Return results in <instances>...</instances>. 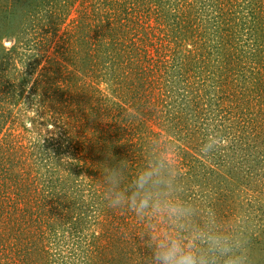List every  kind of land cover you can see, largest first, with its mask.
Wrapping results in <instances>:
<instances>
[{"label": "rangeland", "instance_id": "obj_1", "mask_svg": "<svg viewBox=\"0 0 264 264\" xmlns=\"http://www.w3.org/2000/svg\"><path fill=\"white\" fill-rule=\"evenodd\" d=\"M100 9L114 14V17L116 13L115 21L122 14L121 22H125L123 29L126 31L122 34H128L131 39L128 48L135 54L136 97L129 92L130 88L122 86L118 90L101 75H92L87 65L86 39L92 37L96 44L103 30H99L98 25L90 32L84 29L83 24L90 14L94 23H102L106 16ZM179 26L183 28L181 31ZM49 28L56 30L50 33ZM221 39L234 53L227 58L229 66L224 65L226 59L214 56L209 73L204 71L201 76L197 69L193 74L194 77H202L198 82L205 87H196L194 82L190 90L183 89L184 86L173 77L179 58L173 50L181 44V49L189 54L206 42L212 46ZM251 40L256 42L252 44ZM262 46L264 0H0V84L12 87L9 93L0 96V104H6L13 116L8 127L0 132V141L6 138L12 140L9 143L11 148L22 144V151L11 155V149L6 150L7 155L18 162L25 158L26 166L30 163L36 169L26 182V188L20 189L21 197L55 200L74 196L78 197L75 199L78 204H83L81 199L91 197L88 196V189L102 185L104 164L126 160V177L131 180L144 163L148 142L159 134L178 145L183 173L190 182L202 186L205 198L222 219H230L243 210L248 218L252 264H264V124L260 122L264 120V110L259 109V104H254L260 101L264 105V99L249 97L244 82L239 81L240 76L243 79L241 73L245 68L242 60L244 52L254 51L256 55ZM236 54L241 58L236 60ZM253 73H247L249 80L251 78L255 82V89L250 85L249 94L256 97L262 76ZM48 74L51 77L46 79ZM158 76L163 77L158 80ZM95 78L94 86L99 97L114 109L112 124L117 127L112 133L120 137L115 139L116 145H112L111 140L108 144L119 150H116L117 155L105 152L107 154L99 160H89L90 165L87 166L82 158L84 152L80 151L83 147H79L85 146L88 150L83 139L85 134L75 135V131L72 134L64 130L62 124L63 130L58 132V125L53 126L50 119L53 111H43V103L64 106L67 92L74 93L73 86ZM203 80L207 83H201ZM237 81L239 85L235 84ZM22 82H27L28 87H37V92L41 94L51 88V98L43 94L35 98L32 94L23 99L20 96L17 98L13 86H20ZM222 90L228 93L221 101ZM21 91L22 87L17 88L18 94ZM147 93L146 97L142 96ZM78 98L86 100V103L89 100L85 94ZM224 100L227 115L220 108L208 117L204 115L206 107L222 104ZM91 104L101 112L105 109L101 102ZM58 115L67 119L64 120L65 126H70L69 114L59 112ZM251 119L253 122L249 121ZM248 124L247 129H241ZM212 126L231 138V146L228 151L205 159L198 148ZM88 130V135L94 138L96 130ZM240 150L246 152L243 154ZM55 153L60 154L54 160ZM65 156H70L73 162L65 164L62 161ZM50 162L52 168L57 167L56 163L58 166L61 164L62 169L67 166V174L63 176L52 168H47V174L41 171L39 166ZM31 165L28 167L31 168ZM75 184L80 189L72 194V185L75 187ZM64 185L72 190L65 191ZM85 206L86 211L78 206L71 209V213L86 226L84 248L72 244L71 235L65 233L64 242L50 246L52 254L59 255L61 259L67 257L64 264H80L85 255L93 257L92 264H143L150 251L140 239L142 226L134 215L125 212L128 216L115 221V224H108L104 216L93 214L94 210L87 204ZM35 210L32 207L30 211L36 214ZM110 211L111 215L117 216L118 210ZM52 225L56 226V222L53 221ZM99 230L101 236L97 240L93 238V233L99 234ZM106 235H112L114 243H110ZM7 249L6 244L0 242V264H12V258L16 257ZM67 251H72L73 255ZM59 257L55 259L61 260ZM26 259V264H39L37 261L42 260L40 256L34 259V263Z\"/></svg>", "mask_w": 264, "mask_h": 264}, {"label": "trees", "instance_id": "obj_2", "mask_svg": "<svg viewBox=\"0 0 264 264\" xmlns=\"http://www.w3.org/2000/svg\"><path fill=\"white\" fill-rule=\"evenodd\" d=\"M100 10L102 11V14L106 16V19L103 20L102 23L99 24H96V22L94 23V20H92L91 17L92 15L90 14L88 16V20L87 21L85 20L86 22L83 24L85 27L84 29H87L90 32L94 31L93 29H97L98 25H100L99 30H103L102 34L100 33L101 38H99V41L96 44L94 43L92 37L86 39L87 52L85 56H86L87 65H89L92 75H97V76L101 75L102 79L109 81L110 84L114 88H117L118 90L122 86H125L126 88H130L129 92L133 93L134 97H136V90H134L135 81H136L135 73H137V70L135 69L136 66L135 54H133L132 50L128 48V45L131 42V39L128 38V34H122L126 32L123 29V26H125L124 25L125 22L124 21L121 22L122 14L119 16V18H116L117 21H115L116 13L114 17V14H109L105 9H100ZM78 26L81 27V23H79ZM127 27H128L127 29L130 30V27L129 26ZM182 29L183 28L179 26L178 30L181 31ZM48 30L50 31V33H53L56 30V28H52V29L49 28ZM249 30L252 31L251 29ZM251 41L252 44L256 42V40H251ZM201 46L202 47L198 48L196 52L190 51L189 54H187L185 49H181L183 47L181 44L178 45L177 49L173 50L174 55L179 56V58L176 60L175 63V69H177L176 75H173V77L176 79V82L178 84L184 86L183 89L190 90L194 82L196 84V87L201 86V88H204L205 86H202V84H199L198 82V80H202V77L193 76V74L195 75V73L197 72V69L199 70L200 73L199 75L201 76H202V72L204 71L209 73L212 63L211 59L214 56H216L219 59H226L224 65L229 66L230 60L227 58H230L234 54L230 52L231 50H229L226 47V43L222 39L212 43V46L211 44H208V42L202 44ZM67 47L71 48L69 44H67ZM263 49L264 46H262L260 51H258L259 53L256 55H254V51H252L249 53L244 52L245 55L242 56V60H243V64L245 65L244 66L245 68L243 70V73H241L243 79H241L240 76L239 81L244 82L243 86L246 87L248 96L253 99H259V98L264 99V50ZM235 56H236V60L241 58V56L238 54H236ZM161 57L162 55H160V58ZM218 62H221V60ZM221 69L223 70V67H221ZM248 72L258 73V75L262 76L258 84V86L260 87L258 90L259 93L256 97L249 94L251 93L250 85L254 86L253 88L255 89V82L251 78L249 80V78L247 77ZM48 73L51 74L50 72ZM48 75L46 79H48V77H51V75L49 76ZM162 77L163 76H158L157 79L161 80ZM96 79L97 78L88 80L87 82L78 84V86L76 85L73 86L75 87L74 93L69 94V92H67L68 97H66L67 100L66 102H64L65 103L64 106H51V105H47L46 103H43L44 105L43 111L46 109L47 110L50 109L51 111H53L50 119L53 126L58 125V132L63 130L62 128L65 127L64 130H68L72 134L74 131H75V135H77V133H80V135L85 134L83 139L85 143H87L88 150H86L85 146L80 145L79 147H83L82 150L80 151L84 152L82 158L84 159L87 166L90 165L89 160L92 159L95 160V158L99 160L101 156L107 154L105 152H109V153L114 152L117 155V151L119 150L118 148L116 149L115 147L112 146L113 144H115L114 143V141H116L115 139L116 138L118 139L119 137L116 134L114 136V134L112 133L113 129H114L113 132L115 133L117 127V126L114 127V125L112 124V121L114 119V109L104 100V98L102 99L99 97L98 95L99 92L97 88L94 86ZM239 81L235 82V84L239 85L240 84ZM201 83L206 84L207 81L203 80V82ZM18 86L19 84L13 86L16 89L14 94L17 98L18 96H20L21 99H23L26 95L30 96L31 94L34 96V98L35 96L39 97L42 94L46 98H51L50 97L51 88H47L41 94L37 92V87L34 88L33 86L28 87L27 82H22V84L19 86L22 87V91L19 92L18 94L17 92V88H19ZM11 88L12 87L9 84L8 85L0 84V96L9 93V90H11ZM227 93L228 92H226V90H222L221 101L223 99V96L226 95ZM82 94H85L89 98V100H87V103L86 100L80 101V98H78V96ZM148 94L149 93L142 94V96L146 97ZM178 94L180 95V93ZM241 96L243 97V95ZM228 98L229 95L227 96L226 99ZM217 100H218V96H217ZM5 101L6 100H4V102ZM43 101L46 102L45 100ZM54 101L55 100H53V102ZM47 102L49 104L50 101L48 100ZM91 102L92 103L101 102L105 105V109L102 110L101 112V110L94 104H91ZM224 102L225 100L223 101L222 104L221 103H217L215 105L210 104L211 108L206 107V109H204V115L206 117L210 116L212 112H214L217 108H220V111L222 110L223 113L227 115L228 110L226 106H224ZM254 104H259L260 105L259 109L264 110V105H262L260 101L255 102ZM5 105L3 106L2 104H0V132L8 127V124L13 117L12 112H10V109L8 110V107ZM59 112L64 114H69V121L71 122L69 124L70 126L68 125L65 126L64 120L67 119L58 115ZM249 121L253 122V119ZM260 122L264 124V120H261ZM60 124H62V128ZM248 126L249 124L247 125V127H243L241 129L243 130L247 129ZM89 128H94L96 130L97 133L94 136V138L88 135ZM91 132L94 133L95 131H91ZM109 140L113 142L112 145L108 144ZM10 142H12V140L8 141L7 138L0 141V242L6 244L9 254L13 253L14 256H16L12 258V264H20V263L22 264L23 262H25L26 264L27 263L26 258L30 259V262L34 263V259L37 258L38 256L42 258V260L39 259L37 261V263L39 264H57V262L59 263L63 262L64 264L67 260V257L61 259L59 255L52 254V252L50 251L51 248L50 246H55L62 241L64 242L65 233L71 235V239H73L72 244L76 245L77 247L81 246L84 248L83 234L85 233L86 226L81 224L80 218H78V216H75L74 214L71 213V209L74 206L75 207L78 206L80 209L86 211L85 208L87 207L85 205L87 204L89 208L94 210L93 214H96L97 216H100L101 214L102 216H104L108 224L112 222L113 224H115V221L118 222L122 217L124 218V216H128V213H125L128 211H123V210L116 211L118 212L117 216H113V214L111 215L112 212L110 211V209H107L103 206L102 198H101L102 185L98 186V188L90 187L88 189L89 191L88 196L91 197L87 198L86 200H84V198L81 199V202L83 204H78L75 200L78 197H74V196H67V198L65 197L56 198L55 200H48V198H42L38 200L31 197L28 198L21 197L19 193L20 189L26 188V182H28L30 177L33 175V173L36 172V169L32 166L33 164L31 165L30 163L28 164V166L31 165V168L26 166L27 162L24 160L25 158L23 159V161L19 158L21 162L15 161L14 157L11 155L18 153L19 151H22L24 149V146L21 144L19 146L11 148V146L9 145ZM59 144L62 145L61 142ZM6 150H10L11 155H7ZM85 151H88L89 153ZM239 152H243V150H240ZM244 152H246V150ZM58 154L60 153L54 154L53 157L54 160L56 159L57 157L56 155ZM43 159L44 158H42L41 156V160H42L41 163H43ZM49 159L52 160V158ZM91 164L93 165L94 161L93 163L91 162ZM56 165H57L56 168H52L50 162V163H45L42 166H39V168L41 169V171L44 170L45 174H47V168H52L55 169L53 171H58V174H63V176H65L68 172V167L66 166L64 169H62L63 166L61 164L60 166H58V163H56ZM24 182L25 184H23ZM31 183L32 182H30V184ZM64 187H65V191L67 190L68 192L72 190V188H74L73 192L71 191L72 194L76 192V189H80L78 184H75V187L72 185V188L67 187L65 185ZM28 191H32V190L28 189ZM32 207L36 209L35 213L37 215L30 211ZM84 216H86V214ZM28 219L30 220V222ZM53 221L56 222V226L52 225ZM97 223H99L98 220ZM26 230H29L31 232ZM118 230L119 228L117 227V232ZM112 235L109 236L106 235V239L109 240L110 243L112 242L114 243V239ZM100 236H101L100 230H99V234L95 235L93 233V238L97 240H99ZM115 237L116 239H118L117 236ZM67 252L68 254L73 255L72 251H67ZM57 256L61 260L55 259ZM80 261H81L80 264H92L93 257L90 258V256L85 255V258H81Z\"/></svg>", "mask_w": 264, "mask_h": 264}, {"label": "clouds", "instance_id": "obj_3", "mask_svg": "<svg viewBox=\"0 0 264 264\" xmlns=\"http://www.w3.org/2000/svg\"><path fill=\"white\" fill-rule=\"evenodd\" d=\"M231 138L212 126L198 151L208 159L230 149ZM72 163L70 156L62 158ZM104 164L102 204L131 212L142 226L150 254L143 264H252L248 218L241 210L222 219L190 182L179 163V148L159 134L148 142L144 163L131 180L127 163Z\"/></svg>", "mask_w": 264, "mask_h": 264}]
</instances>
